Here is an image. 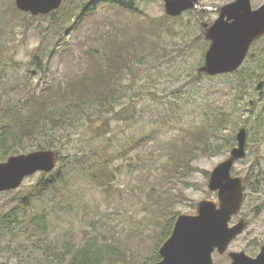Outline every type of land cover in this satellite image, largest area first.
<instances>
[{
    "label": "rangeland",
    "instance_id": "rangeland-1",
    "mask_svg": "<svg viewBox=\"0 0 264 264\" xmlns=\"http://www.w3.org/2000/svg\"><path fill=\"white\" fill-rule=\"evenodd\" d=\"M199 1L202 5L223 6L235 0ZM263 1L253 0L252 4L257 6ZM136 2L140 13L137 24L141 18L155 17L168 22L172 30L164 29L162 39L153 36L158 44L149 41L142 62H134L130 69H124L116 85L121 96L114 108L117 116L113 110L104 114L95 112L91 124L85 117L73 131L69 127L56 129L55 148L68 160H59L54 171L63 167L69 185L60 199L64 208H58L52 228L58 234L73 227V234L81 242L97 235L108 238L113 235L129 263H154L150 259L156 249V235L165 219H173L175 224L180 214L195 213L198 201L217 200V193L208 187L211 172L228 158L232 148L237 146L238 130L246 127L250 129L247 156L235 163L232 174L245 176L250 169L249 184L245 183L242 210L232 222L244 217L249 225L229 250L245 251L255 257L264 246V101L256 98L258 78L248 75L242 68L224 75H200L199 68L204 64L211 43L206 39L204 25L215 18L213 10L198 12L194 9L195 13L186 11L168 19L162 0ZM71 3L72 0H64L57 10L32 15L16 9L15 0H0V17L9 22L4 26L0 50V107L2 98L7 103L6 93L17 89L16 82H22L23 76L32 71L28 70L34 55L48 39L51 42L53 37L54 41L46 51L57 44L48 79L51 76L66 79L84 68L86 50L104 49L105 39L101 35L113 31L123 36L137 28L130 13L103 7L94 16L84 18L89 19L83 21L77 33L66 31L63 33L66 40L59 41L60 10ZM251 100L256 101V105H251ZM221 113L232 118L222 130L217 118ZM256 122L257 135L252 127ZM211 125L217 131L219 143L234 138L233 146L222 147L218 153H200L188 165L178 167V172L168 173L175 152L185 149L187 132ZM99 127L100 135L96 132ZM92 150L117 153L116 178H108V190L96 184L92 172L80 169L74 156H69ZM42 174L26 178L18 189L0 192V214L14 206V198L27 195ZM154 187L160 193L151 197ZM48 197L60 198L55 192H50ZM48 201L45 198L37 202L35 211ZM159 209L162 213L157 211ZM102 224L110 230L102 229ZM213 260L214 264H230L227 253L215 252ZM0 264H28V260L21 247L4 242L0 245Z\"/></svg>",
    "mask_w": 264,
    "mask_h": 264
},
{
    "label": "trees",
    "instance_id": "trees-1",
    "mask_svg": "<svg viewBox=\"0 0 264 264\" xmlns=\"http://www.w3.org/2000/svg\"><path fill=\"white\" fill-rule=\"evenodd\" d=\"M136 3V0H72L70 6L61 8L62 19L58 23L59 41L66 40L63 36L66 31L75 30L77 33L83 21L94 16L103 7L130 13L131 18L135 19L133 24L137 28L123 36L113 31H110L108 35H101V38L105 39L104 49L86 50L84 68L74 77L66 79H59L56 76L48 79L51 58L54 56L57 44L53 49L46 51L54 40L52 37L51 42L49 39L45 41L38 53L34 55L33 63L30 64L28 71H32L23 76L22 82H16L17 89H11V92L6 93L4 97L7 103H4L2 98L0 160L22 152L53 148L57 150L59 160H63L65 157L60 155L53 141L57 138V128L69 127L73 131L79 127V123L85 117H88L91 124L95 112L104 114L113 110L117 116L118 112L114 108L121 96L116 85L124 69H130L134 62H142L150 44L149 41L152 44H158L153 41V36L162 39L164 29L168 32L172 30L168 22L155 17L141 18L137 24L136 19L140 13ZM187 12L195 13L196 11L188 10ZM200 14L204 15L202 12ZM87 16L89 18L84 19ZM169 16L168 19H174ZM8 23L0 17V50L2 37L5 34L4 26ZM147 33L152 37L150 38ZM243 88H246V78ZM230 117L225 113L217 115L221 123L220 130L226 128L232 121ZM252 127L256 129L257 135L258 123L256 122ZM247 131L249 134L250 129ZM96 132L100 135L101 128H97ZM216 132L213 125L199 126L189 130L187 138L184 139L185 149L175 152L171 166L167 170L168 173L178 172V167L188 165L200 153H218L222 147L233 146L231 141H234V138L225 143H219ZM116 155L115 151L92 150L89 153L83 152L69 156H74V161L80 169L92 172V179L96 184L106 187L110 184L107 181L109 177L113 180L116 178L117 170L114 167V162L118 158ZM63 169L62 167L51 173H43L27 195L14 198V206L0 214V245L6 242L21 247L28 264H133L128 262L124 252H120L121 248L116 244L113 235L111 238L106 235H97L86 242H81L73 234L75 232L73 227L56 234L52 228L55 227L54 215L59 207L64 208L60 199L65 196V189L69 185L67 171ZM106 190H108L107 187ZM156 190V187L152 189L151 197L160 193ZM50 192L52 194L55 192V196L59 195L60 198L48 197ZM45 198L49 201L44 202L35 211L37 202ZM162 200L168 201L166 198ZM157 211L161 212L160 209ZM173 225V219H165L163 228L156 235L158 241L156 240V249L150 259L152 262L160 259L159 248L171 235ZM101 227L110 230L104 224Z\"/></svg>",
    "mask_w": 264,
    "mask_h": 264
},
{
    "label": "water",
    "instance_id": "water-1",
    "mask_svg": "<svg viewBox=\"0 0 264 264\" xmlns=\"http://www.w3.org/2000/svg\"><path fill=\"white\" fill-rule=\"evenodd\" d=\"M64 0H15L16 7L32 15L47 14L60 8ZM171 17H178L188 10H218L220 18L208 29L206 39L211 41L200 74L217 76L232 73L240 68L254 38L264 28V4L257 10L252 0H235L216 7L200 4L199 0H162ZM205 28L207 25H204ZM262 82L257 89H262ZM248 131L241 127L236 135L237 146L228 158L211 172L208 187L217 193V200L206 198L197 202L192 214H180L171 235L159 248L161 259L152 264H214L213 254H225L230 264H264V246L257 256L245 251H230V245L248 227L241 217L233 219L242 210L245 201V176H234L232 170L237 161L247 156ZM59 162L56 149L34 150L14 154L0 162V192L18 189L24 180L36 173H51Z\"/></svg>",
    "mask_w": 264,
    "mask_h": 264
},
{
    "label": "flooded vegetation",
    "instance_id": "flooded-vegetation-1",
    "mask_svg": "<svg viewBox=\"0 0 264 264\" xmlns=\"http://www.w3.org/2000/svg\"><path fill=\"white\" fill-rule=\"evenodd\" d=\"M252 2H253V0H252ZM263 4H264V1L261 2L257 6H253V4H252V8H253V10H257L260 7H262ZM216 7H220V6H216ZM212 14L215 15V18L212 21H208L207 23H205L207 25L206 29L210 28L220 18L221 11L213 10ZM240 68L245 69V72L248 75L255 77V78H258L257 84L262 82L263 88L259 89L257 91V97L256 98L264 101V28L252 41V43L248 49V53L246 55V58H245L242 66ZM250 104L256 105V101L251 100ZM263 108H264V105H263ZM258 254H256V256ZM227 255H228V252H227ZM230 263H231V259H230Z\"/></svg>",
    "mask_w": 264,
    "mask_h": 264
}]
</instances>
